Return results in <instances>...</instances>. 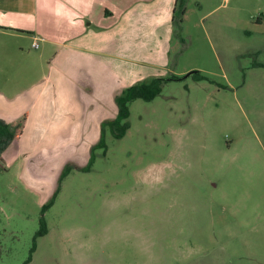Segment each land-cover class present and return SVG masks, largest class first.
<instances>
[{
  "label": "rangeland",
  "instance_id": "374dc122",
  "mask_svg": "<svg viewBox=\"0 0 264 264\" xmlns=\"http://www.w3.org/2000/svg\"><path fill=\"white\" fill-rule=\"evenodd\" d=\"M168 2H136L97 39L134 35L127 88L176 78L129 104L125 135L107 129L46 209L53 194L0 171V264L32 248L28 264H264V0H184L166 34Z\"/></svg>",
  "mask_w": 264,
  "mask_h": 264
},
{
  "label": "crops",
  "instance_id": "0c3cea01",
  "mask_svg": "<svg viewBox=\"0 0 264 264\" xmlns=\"http://www.w3.org/2000/svg\"><path fill=\"white\" fill-rule=\"evenodd\" d=\"M139 1L148 0H0V120L24 118L0 171L15 167L20 180L49 197L65 168L87 166L91 148L108 129L103 123L117 114L115 97L134 77L117 64L132 57L130 29L110 46L97 39L120 16L128 23ZM175 2H168L166 34Z\"/></svg>",
  "mask_w": 264,
  "mask_h": 264
},
{
  "label": "trees",
  "instance_id": "16d2710c",
  "mask_svg": "<svg viewBox=\"0 0 264 264\" xmlns=\"http://www.w3.org/2000/svg\"><path fill=\"white\" fill-rule=\"evenodd\" d=\"M184 0H176L173 13H172V22L175 23L176 19L183 14L184 12ZM192 74L195 77H198L197 72H193ZM191 74V75H192ZM176 78H155L148 84L139 83L134 86H131L127 89L122 90L121 94L115 97V103L117 106V114L115 118L112 120H107L103 123L104 128H108L112 137L116 140H120L126 133L129 128L128 125V117H129V104L135 100H143V101H152L156 96L160 94L162 83L170 80H174ZM24 125V118L20 119L15 123H6L0 120V170L3 169L1 166L2 155L3 153L12 146L20 137L22 132V128ZM96 149H105L104 145V135H102L99 142L94 145L90 150V158L86 167L84 168H76L80 171H88L89 166L93 162L94 151ZM105 151V150H104ZM72 167L65 168L60 176V180L70 173ZM59 180V181H60ZM56 196V192L52 195L51 199L44 205H42V209H46L52 205L54 198ZM46 234V228L44 222L41 221L40 228L35 234L34 240L37 237H41ZM33 252V248L30 250V255L27 258L24 264H28L31 259V253Z\"/></svg>",
  "mask_w": 264,
  "mask_h": 264
},
{
  "label": "built area",
  "instance_id": "2783aa9c",
  "mask_svg": "<svg viewBox=\"0 0 264 264\" xmlns=\"http://www.w3.org/2000/svg\"><path fill=\"white\" fill-rule=\"evenodd\" d=\"M32 48H35L36 49L37 48V44H33L32 45Z\"/></svg>",
  "mask_w": 264,
  "mask_h": 264
},
{
  "label": "water",
  "instance_id": "95a60500",
  "mask_svg": "<svg viewBox=\"0 0 264 264\" xmlns=\"http://www.w3.org/2000/svg\"><path fill=\"white\" fill-rule=\"evenodd\" d=\"M192 73H193V72H191V73L187 74V76H188V75H191Z\"/></svg>",
  "mask_w": 264,
  "mask_h": 264
},
{
  "label": "flooded vegetation",
  "instance_id": "af4514ba",
  "mask_svg": "<svg viewBox=\"0 0 264 264\" xmlns=\"http://www.w3.org/2000/svg\"><path fill=\"white\" fill-rule=\"evenodd\" d=\"M172 13H173V12H172ZM104 153H105V151H104ZM104 153H103V154H104Z\"/></svg>",
  "mask_w": 264,
  "mask_h": 264
}]
</instances>
